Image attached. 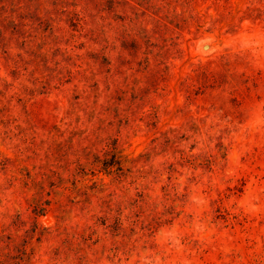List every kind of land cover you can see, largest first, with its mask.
<instances>
[{"label": "rangeland", "instance_id": "rangeland-1", "mask_svg": "<svg viewBox=\"0 0 264 264\" xmlns=\"http://www.w3.org/2000/svg\"><path fill=\"white\" fill-rule=\"evenodd\" d=\"M0 264H264V0H0Z\"/></svg>", "mask_w": 264, "mask_h": 264}, {"label": "bare ground", "instance_id": "bare-ground-1", "mask_svg": "<svg viewBox=\"0 0 264 264\" xmlns=\"http://www.w3.org/2000/svg\"><path fill=\"white\" fill-rule=\"evenodd\" d=\"M205 47H206L207 52H208V50H209V51L212 50V45H210L209 43H208ZM203 51H205V49H203ZM205 52H206V51H205Z\"/></svg>", "mask_w": 264, "mask_h": 264}]
</instances>
